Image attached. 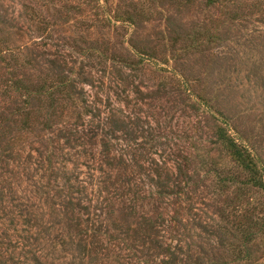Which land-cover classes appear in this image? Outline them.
Returning a JSON list of instances; mask_svg holds the SVG:
<instances>
[{
  "label": "rangeland",
  "instance_id": "rangeland-1",
  "mask_svg": "<svg viewBox=\"0 0 264 264\" xmlns=\"http://www.w3.org/2000/svg\"><path fill=\"white\" fill-rule=\"evenodd\" d=\"M0 9V264H264V188L225 140L264 178V0ZM117 93L128 129L67 149Z\"/></svg>",
  "mask_w": 264,
  "mask_h": 264
},
{
  "label": "trees",
  "instance_id": "trees-1",
  "mask_svg": "<svg viewBox=\"0 0 264 264\" xmlns=\"http://www.w3.org/2000/svg\"><path fill=\"white\" fill-rule=\"evenodd\" d=\"M1 12H4L6 15H10V12H8V10H1ZM0 12V20L2 18H4V14H2ZM8 13V14H7ZM13 16V15H12ZM6 18V16H5ZM65 50V51H64ZM53 57H56L57 59H60L61 61H63V65H66L71 58V52L69 49H65V48H61L57 45V49L55 51V53H53ZM50 63L53 64L56 67H61V65L55 61L50 60ZM74 81H72L69 77H67V79L65 80V78L62 81L61 87L65 88V87H74L73 86ZM120 88V87H118ZM69 92H71V89H69ZM118 94V93H117ZM29 97V96H28ZM119 94L118 97H116V100H114L113 98H108L107 99V103L104 104L103 109H104V113L105 115H102V110L100 108H96L93 105H89V103L86 102V106L84 108V113L86 115V113H91V117L88 121H83V123H80L83 119L82 115H79L78 117H76V120L71 121L68 123H66V125L64 126V131H61L62 134H67L70 138L68 140L69 142V147H66L67 149H73L74 151H77V144H72L71 141V137L73 138L74 142H78L81 140L82 135H85L86 132H82L80 133V130H84L81 129L80 127H90L92 128V130H104L105 128L109 129V131H104V133L108 134V132H110L111 134H113L115 131H123V129H128V124H126L125 120L119 115V108L118 105H116L114 103V101L117 100H122L121 98L119 99ZM124 102V101H121ZM97 112V113H96ZM79 130V131H78ZM65 138V137H64ZM225 140L233 147L234 149V155L244 164L246 165V168L254 173V178L255 180L258 179V181H256V186L258 187H263L264 188V178L257 175L259 172V168L257 166V163L254 159V157L252 156V154L245 149L243 146H240L237 142H235L233 139L230 138H225ZM76 146V147H74ZM69 149V150H70ZM71 154V153H70ZM76 155H78V152H76ZM67 161H69L70 163L74 164L75 168L74 171L79 169V166L77 164V162H75L74 160V156L73 155H69L67 157V159H65ZM88 169L93 170L89 165H87ZM258 168V169H257ZM93 174L89 173V175L87 176L88 179L93 181ZM257 176V177H256ZM257 178V179H256ZM87 184H91V182L87 181Z\"/></svg>",
  "mask_w": 264,
  "mask_h": 264
}]
</instances>
